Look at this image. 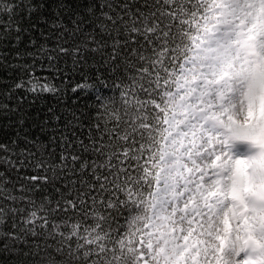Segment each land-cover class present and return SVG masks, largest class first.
I'll use <instances>...</instances> for the list:
<instances>
[{
  "label": "snow or ice",
  "instance_id": "obj_1",
  "mask_svg": "<svg viewBox=\"0 0 264 264\" xmlns=\"http://www.w3.org/2000/svg\"><path fill=\"white\" fill-rule=\"evenodd\" d=\"M4 69L0 264H264V0H0Z\"/></svg>",
  "mask_w": 264,
  "mask_h": 264
},
{
  "label": "trees",
  "instance_id": "obj_2",
  "mask_svg": "<svg viewBox=\"0 0 264 264\" xmlns=\"http://www.w3.org/2000/svg\"><path fill=\"white\" fill-rule=\"evenodd\" d=\"M61 72L57 73L53 70H50L47 65L41 67L37 65L35 68V73L41 78H46L52 81L61 91L58 95H49L43 94L36 98L29 97L25 100L23 107L31 116L30 120L40 121L47 116V109L53 108L64 114H68L71 111H79L85 116L93 110L95 104V95L97 92H103L106 96L113 95L117 98V106H119V99L117 90L110 87L109 89H102L99 81L96 80V75H106L104 69L99 65L89 64L84 67L83 70L72 71V65L70 60L67 63L60 65ZM67 70V76L70 78L68 84L64 83L65 71ZM17 75H20L17 73ZM85 77L89 78L90 83L95 85L97 92L89 94L87 91H81L78 94L71 92V85L80 82ZM12 74L7 70H0V83L11 84L12 83ZM108 84L111 86L112 81L109 80ZM14 131L5 121H0V140L7 141L10 138V133ZM59 149H57V152ZM47 191V188L44 189ZM0 259H3V256L0 255ZM5 264H8L5 261Z\"/></svg>",
  "mask_w": 264,
  "mask_h": 264
}]
</instances>
